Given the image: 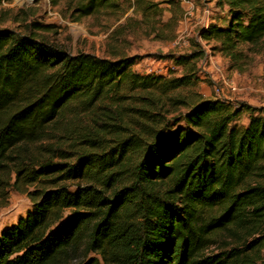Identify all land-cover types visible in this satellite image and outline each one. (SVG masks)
<instances>
[{"label":"trees","instance_id":"obj_1","mask_svg":"<svg viewBox=\"0 0 264 264\" xmlns=\"http://www.w3.org/2000/svg\"><path fill=\"white\" fill-rule=\"evenodd\" d=\"M215 1L228 16L164 56L168 75L135 72L126 36L173 40L177 0H49L103 25L107 58L51 25L0 30V208L10 190L33 206L0 232V264H264V114L198 89L204 46L240 73L264 54V0Z\"/></svg>","mask_w":264,"mask_h":264},{"label":"rangeland","instance_id":"obj_2","mask_svg":"<svg viewBox=\"0 0 264 264\" xmlns=\"http://www.w3.org/2000/svg\"><path fill=\"white\" fill-rule=\"evenodd\" d=\"M177 1L181 4V0ZM191 2L192 14L188 18L184 16L186 4H181L182 13L168 3L162 5L167 8L164 20L171 16V10L180 19L173 40L159 41L153 36H145L142 31L127 34L125 52L129 56H137L133 66L135 72L142 75H168L170 70H176L179 73L180 68L164 56L189 51L192 48V41L196 38L199 40V32L207 20L216 23L228 16L227 7H218L215 0ZM16 13H20L21 19L26 16L27 21L23 23L21 20L20 23L12 21L10 17ZM127 15L140 19L139 14L135 15L131 11ZM31 21L53 26V30L45 33L46 36L70 54L86 52L102 58L110 56L107 50L108 33L103 25L91 17L79 22L72 21L60 13L59 9L53 8L49 0H13L0 6V30L22 29ZM204 48L207 56L200 62L198 72V89L202 95L208 99L220 98L233 104L251 106L264 113V54L256 55L249 70L240 73L229 68L228 60L223 55L212 52L207 46ZM247 117L248 114L244 110L240 123H246ZM32 207L25 194L10 190L6 206L0 208V232L5 227L15 224Z\"/></svg>","mask_w":264,"mask_h":264},{"label":"built area","instance_id":"obj_3","mask_svg":"<svg viewBox=\"0 0 264 264\" xmlns=\"http://www.w3.org/2000/svg\"><path fill=\"white\" fill-rule=\"evenodd\" d=\"M181 4H186L187 8L184 10V16L185 18H188L192 14V8H193L192 2L191 0H181ZM209 25H210V20H207L202 25L201 31L199 32V35H198L200 41H201L200 33L207 30Z\"/></svg>","mask_w":264,"mask_h":264},{"label":"crops","instance_id":"obj_4","mask_svg":"<svg viewBox=\"0 0 264 264\" xmlns=\"http://www.w3.org/2000/svg\"><path fill=\"white\" fill-rule=\"evenodd\" d=\"M264 114V113H263Z\"/></svg>","mask_w":264,"mask_h":264}]
</instances>
